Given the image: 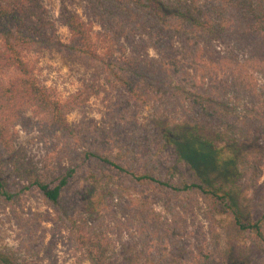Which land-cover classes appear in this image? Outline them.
Here are the masks:
<instances>
[{
  "label": "trees",
  "instance_id": "obj_1",
  "mask_svg": "<svg viewBox=\"0 0 264 264\" xmlns=\"http://www.w3.org/2000/svg\"><path fill=\"white\" fill-rule=\"evenodd\" d=\"M58 4L57 19L69 33L63 48L96 62L129 98L152 104L159 145L172 147L176 160L194 174L181 185L164 184L177 192H200L215 215L230 218L232 237L251 232L264 244V208L255 217L245 201L254 175L251 158L264 151V95L258 79H264V0H58ZM58 44L45 0H0V195L5 199L12 197L8 179L13 175L25 188L35 187L57 204L73 175V169L66 170L50 184L44 166L33 162L18 142V132L28 126L79 141L67 119L79 98L56 96L26 57ZM85 154L126 171L107 154ZM132 174L139 181L163 183L151 174ZM109 179L88 175L89 187L82 195L86 213L99 214L105 199L96 193L109 186ZM133 201L142 204L140 198ZM73 222L75 239L87 250L91 264H117L116 245L101 222L86 218ZM236 247L229 244L226 249V264H243ZM0 264L28 263L11 249L0 248Z\"/></svg>",
  "mask_w": 264,
  "mask_h": 264
},
{
  "label": "rangeland",
  "instance_id": "obj_2",
  "mask_svg": "<svg viewBox=\"0 0 264 264\" xmlns=\"http://www.w3.org/2000/svg\"><path fill=\"white\" fill-rule=\"evenodd\" d=\"M45 3L55 20L60 45L33 50L26 57L56 96L79 98L67 115L79 141L72 143L59 133H38L28 126L19 129L18 142L33 162L44 166L50 184H56L57 176L66 170L74 172L57 204L35 187L25 188L15 176H9L12 197L0 195V248L11 249L28 264H91L87 250L75 239L73 222L86 218L101 222L116 245L113 256L117 264L148 260L226 264L223 256L229 244L237 245L243 264H264V244L253 233L232 237L230 218L215 215L200 192H177L164 184L181 185L194 179V174L176 160L172 147L159 145L153 105L144 106L129 98L96 62L67 52L61 44L69 41V33L57 19L58 0ZM258 79L264 95V79ZM85 152L107 154L126 171ZM251 160L254 175L246 186L245 201L259 217L264 208V151ZM133 172L151 174L163 183L139 181ZM91 173L110 176L109 186L96 193L104 194L105 199L99 214L86 213L82 199ZM136 197L142 200L140 206L133 201Z\"/></svg>",
  "mask_w": 264,
  "mask_h": 264
}]
</instances>
